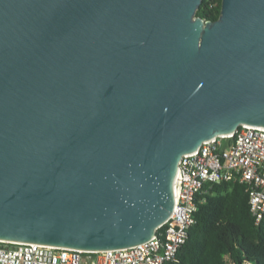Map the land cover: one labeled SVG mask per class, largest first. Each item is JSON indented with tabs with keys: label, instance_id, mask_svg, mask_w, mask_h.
Segmentation results:
<instances>
[{
	"label": "water",
	"instance_id": "obj_1",
	"mask_svg": "<svg viewBox=\"0 0 264 264\" xmlns=\"http://www.w3.org/2000/svg\"><path fill=\"white\" fill-rule=\"evenodd\" d=\"M0 0V239H150L178 163L264 128V0Z\"/></svg>",
	"mask_w": 264,
	"mask_h": 264
},
{
	"label": "built area",
	"instance_id": "obj_2",
	"mask_svg": "<svg viewBox=\"0 0 264 264\" xmlns=\"http://www.w3.org/2000/svg\"><path fill=\"white\" fill-rule=\"evenodd\" d=\"M233 179L245 184L250 211L260 221L264 216V128L240 125L233 133L203 141L195 151L183 154L173 210L150 239L97 252L0 239V264H168L176 260L195 222L203 185Z\"/></svg>",
	"mask_w": 264,
	"mask_h": 264
},
{
	"label": "trees",
	"instance_id": "obj_3",
	"mask_svg": "<svg viewBox=\"0 0 264 264\" xmlns=\"http://www.w3.org/2000/svg\"><path fill=\"white\" fill-rule=\"evenodd\" d=\"M221 0H201L195 15L217 19ZM195 222L168 264H264V216L250 211L246 186L237 180L205 183Z\"/></svg>",
	"mask_w": 264,
	"mask_h": 264
}]
</instances>
